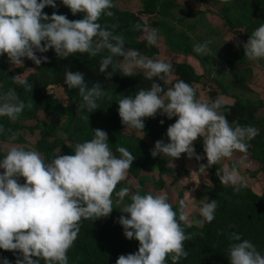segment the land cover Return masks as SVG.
<instances>
[{
	"label": "clouds",
	"instance_id": "obj_1",
	"mask_svg": "<svg viewBox=\"0 0 264 264\" xmlns=\"http://www.w3.org/2000/svg\"><path fill=\"white\" fill-rule=\"evenodd\" d=\"M229 3V0H222ZM78 20H69L55 11L48 15L46 6L57 7V0H0V56L7 54L12 65L23 64V58L39 66L47 62L50 49L57 57L86 53L89 58L107 51L99 65L105 79L111 78L117 68L123 76H133V70L143 71L150 81V88L140 89L124 96L118 104L121 123L128 128L143 130L142 118L155 117L157 112L175 122L166 130L168 142L157 140L151 150L153 158H179L182 153L197 160L206 157L207 166L231 158L235 152L247 153L249 141L258 135L251 125L229 123L221 114L222 99L203 102L196 97L195 88L176 81L163 88L153 78L168 83L173 65L170 62L151 59L138 50L125 48L122 34H115L98 20L102 15L112 16L113 0H60ZM116 26L112 25V29ZM133 30L141 31L148 45L158 43V32L147 24H135ZM210 41L193 45V52L207 55ZM245 56L256 61L264 59V23L256 28L243 45ZM114 58L120 60L114 63ZM112 71H106L109 67ZM64 83L69 89H78L81 97L79 109L91 113L98 108L97 101L105 96L100 83L85 82L82 72L66 69ZM13 83L31 89L26 80L12 78ZM25 108L13 88L0 91V117L16 121ZM163 124V121H160ZM5 129L0 125V134ZM90 140L75 145L73 154L56 155L45 159L34 149L11 146L0 157V250L13 252L14 264H68L67 252L80 232L83 219L93 221L108 217L112 212V194L118 182L125 180L135 156L123 146L114 155L109 147L108 135L100 129L92 130ZM9 136V141L15 140ZM202 138L204 157L196 155L193 142ZM243 163V158L238 162ZM204 165H201L202 169ZM221 184L231 185L234 192L244 186L236 166L225 165L217 171ZM23 178V182H21ZM123 187L115 192L123 201L129 193ZM216 200H206L199 207L200 223L215 218ZM118 223L126 239L139 242L138 250L120 255L115 264H179L188 256L184 242L191 239L185 227H190L188 206L183 200L177 212L166 193H145L139 190L130 196V202L120 210ZM228 248L229 264H264V254L248 239L233 232ZM35 258V259H34ZM0 264H11L0 257Z\"/></svg>",
	"mask_w": 264,
	"mask_h": 264
},
{
	"label": "trees",
	"instance_id": "obj_2",
	"mask_svg": "<svg viewBox=\"0 0 264 264\" xmlns=\"http://www.w3.org/2000/svg\"><path fill=\"white\" fill-rule=\"evenodd\" d=\"M115 0H113L114 3ZM203 1V0H201ZM142 7L137 13L123 12L114 6L110 9L112 16L102 15L98 20L102 26H107L115 34H122L125 40V48L138 50L141 55L152 58L157 55L155 48H145L147 42L138 40L142 32L133 30L135 24H147L149 28L159 27L163 24L174 9L175 0H141ZM264 0H233L232 8H237L243 13H256L258 6L263 4ZM229 7L228 9L230 10ZM227 9V10H228ZM225 10V11H227ZM44 13L51 15L54 11L57 14H64L71 20L82 18L81 14L75 16L64 5L60 8H44ZM162 18L163 20H160ZM225 22H227L224 19ZM264 23V19L262 21ZM112 25L116 27L112 29ZM54 52L53 50H49ZM184 53L193 54L192 48L183 49ZM107 51L99 53L95 57L89 58L86 53L71 57L58 58L56 63L57 72L50 79H42L39 73L43 66L48 65L42 62L39 66L31 60L23 58V64L12 65L7 58V54L0 56V91L6 92L9 88L16 90L21 100L25 102V108L16 121H10L7 117H0V125H3L5 132L0 134V143H8L9 136L21 129V122L36 120L38 112H44L45 115L52 110H59L66 116L63 132L67 136V141L77 144L85 140H90L93 135L94 123L104 127L110 134L109 143L114 155L119 156L116 148L126 147L135 159L128 170V175L133 179L139 178V173L149 162L155 160L160 162L157 156H151L150 146L140 137L127 136L123 134L125 126L121 123L118 115L117 102L127 95H135L140 89L150 88L153 81L144 78V74H135L133 76H123L119 68L110 79H105V74L99 72L101 60L107 56ZM81 56V57H80ZM120 58H114V63ZM82 72L85 76V82L89 86L92 83H100L105 92V96L97 101L98 108L91 113L79 109L81 97L78 89H69L64 83L65 71ZM112 71L110 66L108 70ZM26 80L31 89H26L24 85L13 83L12 78ZM170 76H174L176 81L183 80L195 88L196 97L203 102L216 100L217 93L212 87L201 81L193 67L186 63L173 65ZM167 90L166 83L157 78H153ZM221 88L219 83L215 84ZM221 91V90H220ZM241 104L237 100L232 106H225L221 109L229 123L235 122L241 126L253 125L264 128V119L260 122L255 121V111L261 107ZM144 129L137 130L142 133V137L149 138L154 144L157 140L168 142L166 130L168 126L175 122V117L169 120L166 116L159 114L155 117L142 118ZM163 121V124L160 123ZM30 131L39 130L40 139L36 142V149L46 159L56 156L55 150L62 143L55 136L53 129L48 126L37 124L29 129ZM52 139V141H49ZM256 139V138H255ZM252 146L253 159L261 165V171L264 173V139L257 137L256 140L248 142ZM196 155L204 157L202 138L193 142ZM4 154L0 152V157ZM204 165L203 169L209 174L210 190L208 199L216 200L217 208L215 218L211 222H205L200 227L192 225L185 227L186 234L191 235L190 240L184 242L185 250L188 252L186 258H182L179 264H229L228 248L231 243H237L231 239L233 232L241 235L242 239L250 240L257 250L264 254V193L257 195L250 189L243 186L239 192H234L232 188H226L217 176V171L222 169L219 164L207 166L206 157L197 160ZM23 182V179H21ZM127 187L125 182H118L112 198L118 199L115 192L121 188ZM129 188V187H127ZM130 202V198H129ZM174 210L179 211L177 206H172ZM121 215H127L112 210L108 217H101L95 221L83 219L80 222V232L74 241L72 247L68 250V264H115L120 255H127L138 250L139 242L135 239H126L123 235V228L118 223ZM198 220V217L196 218ZM0 257H6L14 264L16 256L13 252L0 250ZM35 259V258H34ZM43 264V261L41 262ZM166 264H171V260L166 258Z\"/></svg>",
	"mask_w": 264,
	"mask_h": 264
},
{
	"label": "rangeland",
	"instance_id": "obj_3",
	"mask_svg": "<svg viewBox=\"0 0 264 264\" xmlns=\"http://www.w3.org/2000/svg\"><path fill=\"white\" fill-rule=\"evenodd\" d=\"M232 3L233 0H229V3H223L222 0H175V7L170 10V16L164 20L160 18L164 25L151 27L158 32V43L156 45L147 44L145 48L152 47L157 50V55L151 59L164 60L172 65L189 64L201 77V81L215 90L214 92L217 93L215 99L224 93L225 96L220 95V99L223 96L224 99L226 97L234 98L241 104H252L256 107L262 103L254 114L255 121L260 122L264 119V59L249 60L244 54L243 45L252 32L263 23L264 3L258 6L256 13L251 14L232 8ZM61 5L60 0H57L55 9L60 8ZM113 6L119 11L136 13L140 11L142 2L141 0H115ZM229 7H231L230 10ZM45 8L52 7L46 6ZM138 40L146 42L143 33ZM204 41H210L208 45L210 52L207 55L183 52V49L188 47L193 49L194 44ZM37 55L48 57V65L42 67L39 76L42 79H50L57 72L56 64L51 62L56 63V60L61 57H57L54 52L50 51L43 54L37 53ZM75 55L77 53L67 58ZM133 73L143 74V71L134 69ZM166 79L168 80L167 88L176 82L175 78L171 76H167ZM216 83H219L222 89L217 88ZM227 101L232 102L233 100ZM65 122L66 116L57 109L47 115L44 112H38L36 120L21 122V129L13 134L16 137L14 141L0 143V152L6 154L13 145L37 151L36 142L40 139V131L29 130L37 124L40 129L44 125L53 129L56 138L62 142L55 150L56 155H71L76 144L67 141V136L63 132ZM93 125V130L105 131L109 140L110 134L107 129L100 127L98 123ZM252 126L259 130L255 138L264 139V128L257 126L256 123ZM123 134L144 138L143 140L150 146V151L153 149L150 139L142 137V133L136 129L125 127ZM255 138L252 140H256ZM109 147L111 149L110 143ZM194 156L189 158L184 153L179 158L158 155L161 161L149 162L140 171L138 179H133L127 174L125 180L121 182H125L130 191L119 204L116 203L119 198H112L113 208L120 212L125 204L129 203L130 196L137 190L141 194L163 192L168 195L171 205L177 206L178 209L180 201L183 200L188 206L189 223L200 227L201 220L196 219L197 217L202 219L198 210L208 199L211 184L209 174L203 168L200 169L201 165L194 159ZM241 158H243V163L239 164ZM217 164L221 168L225 165L230 168L238 167L244 186L259 196L264 193V173L261 171L260 163L253 159L251 145H249L246 154L235 152L231 158H226ZM2 171L0 170V172ZM222 185L232 188L231 185Z\"/></svg>",
	"mask_w": 264,
	"mask_h": 264
},
{
	"label": "crops",
	"instance_id": "obj_4",
	"mask_svg": "<svg viewBox=\"0 0 264 264\" xmlns=\"http://www.w3.org/2000/svg\"><path fill=\"white\" fill-rule=\"evenodd\" d=\"M137 13V12H136ZM189 65V64H188ZM171 77H173V78H175L174 76H171ZM175 81H176V78H175ZM220 95H224L225 96V94L224 93H222V94H220ZM219 95V96H220ZM219 96H218V98H219ZM224 96H223V98H222V100H223V102H224V105L225 106H232L234 103H235V101H236V99H232V98H228V97H226L225 99H224ZM227 100H233L232 102H230V101H227ZM261 109V108H260ZM258 110V109H257ZM222 111V110H221ZM221 114H222V112H221ZM231 123H233V122H231Z\"/></svg>",
	"mask_w": 264,
	"mask_h": 264
}]
</instances>
